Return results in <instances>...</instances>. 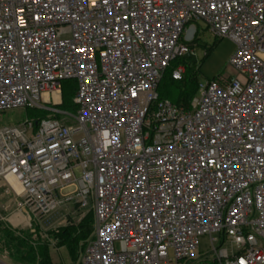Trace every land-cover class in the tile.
I'll use <instances>...</instances> for the list:
<instances>
[{
    "label": "built area",
    "instance_id": "2783aa9c",
    "mask_svg": "<svg viewBox=\"0 0 264 264\" xmlns=\"http://www.w3.org/2000/svg\"><path fill=\"white\" fill-rule=\"evenodd\" d=\"M199 23L234 74L185 108L158 90ZM17 109L49 115L0 127V181L33 215L91 207L79 264H193L206 235L209 264H264V0H0V113Z\"/></svg>",
    "mask_w": 264,
    "mask_h": 264
},
{
    "label": "rangeland",
    "instance_id": "374dc122",
    "mask_svg": "<svg viewBox=\"0 0 264 264\" xmlns=\"http://www.w3.org/2000/svg\"><path fill=\"white\" fill-rule=\"evenodd\" d=\"M197 34L196 40L190 49L193 51L195 63L186 61L187 75L195 74V79L198 85H204L208 80H213L218 77H226L233 75V71L228 63L235 51V45L227 39L215 38L206 28L203 23L196 25ZM63 38H69V35H64ZM182 87L176 91L179 95L186 87V83L180 84ZM159 94V93H158ZM160 97V95H159ZM195 98L198 94H195ZM174 100V99H172ZM49 115L41 110H25L17 109L4 113H0V127L15 126L23 123L26 120L35 121L46 118ZM73 188H67L60 192L59 196L65 197L72 193ZM21 199L16 197L14 192L6 185L0 187V227L5 225L11 230H22L30 235L33 248L39 244L46 243L49 261L55 264H69L67 254L64 247H59L51 234L47 232L56 231L58 228L66 226L69 222H77L86 212L91 211V207L81 209L74 203H66L58 207V210L51 216L41 217L20 210L18 204ZM18 236V234H15ZM216 235L203 236L199 238L198 249L194 255L195 261L193 264H209L213 259L211 239H216ZM87 242V241H86ZM217 247V245L214 244ZM7 254L0 253V264L8 263ZM6 259V260H5ZM79 264V259L76 262Z\"/></svg>",
    "mask_w": 264,
    "mask_h": 264
},
{
    "label": "trees",
    "instance_id": "16d2710c",
    "mask_svg": "<svg viewBox=\"0 0 264 264\" xmlns=\"http://www.w3.org/2000/svg\"><path fill=\"white\" fill-rule=\"evenodd\" d=\"M183 62L185 63V61ZM182 83H186V87L182 91L180 90L179 95H176V91L182 87L180 85ZM196 88L195 74L187 75L184 80L175 83L170 79L168 73L163 78L158 93L161 99L169 100L177 106L187 108L195 96ZM74 92L75 86L72 83H67L62 88L63 103L69 108L72 107L71 99ZM93 225V213L88 211L77 222L71 221L66 226L58 228L56 231L47 232V234H51L52 239L56 241L59 247L65 248L68 263L76 264L86 241L92 236ZM16 233L18 236L15 235ZM30 240V235L27 232L11 230L5 225L0 227V253L5 252L7 254L8 263L55 264L49 261L45 242L33 248V243Z\"/></svg>",
    "mask_w": 264,
    "mask_h": 264
},
{
    "label": "bare ground",
    "instance_id": "6f19581e",
    "mask_svg": "<svg viewBox=\"0 0 264 264\" xmlns=\"http://www.w3.org/2000/svg\"><path fill=\"white\" fill-rule=\"evenodd\" d=\"M9 183H10L11 188L14 190V192L20 193L18 186L13 181L10 180Z\"/></svg>",
    "mask_w": 264,
    "mask_h": 264
},
{
    "label": "water",
    "instance_id": "95a60500",
    "mask_svg": "<svg viewBox=\"0 0 264 264\" xmlns=\"http://www.w3.org/2000/svg\"><path fill=\"white\" fill-rule=\"evenodd\" d=\"M185 59H186V60H190L192 63H195V59H194L193 55H187V56L185 57Z\"/></svg>",
    "mask_w": 264,
    "mask_h": 264
},
{
    "label": "crops",
    "instance_id": "0c3cea01",
    "mask_svg": "<svg viewBox=\"0 0 264 264\" xmlns=\"http://www.w3.org/2000/svg\"><path fill=\"white\" fill-rule=\"evenodd\" d=\"M4 186V183L2 181H0V187Z\"/></svg>",
    "mask_w": 264,
    "mask_h": 264
}]
</instances>
